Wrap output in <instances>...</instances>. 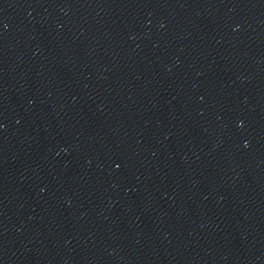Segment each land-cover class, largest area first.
I'll return each instance as SVG.
<instances>
[{
	"label": "water",
	"instance_id": "water-1",
	"mask_svg": "<svg viewBox=\"0 0 264 264\" xmlns=\"http://www.w3.org/2000/svg\"><path fill=\"white\" fill-rule=\"evenodd\" d=\"M0 264H264V0H0Z\"/></svg>",
	"mask_w": 264,
	"mask_h": 264
}]
</instances>
